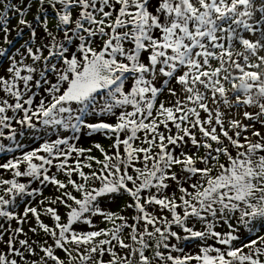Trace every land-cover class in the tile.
<instances>
[{
	"label": "snow or ice",
	"instance_id": "1",
	"mask_svg": "<svg viewBox=\"0 0 264 264\" xmlns=\"http://www.w3.org/2000/svg\"><path fill=\"white\" fill-rule=\"evenodd\" d=\"M0 264H264V0H0Z\"/></svg>",
	"mask_w": 264,
	"mask_h": 264
}]
</instances>
